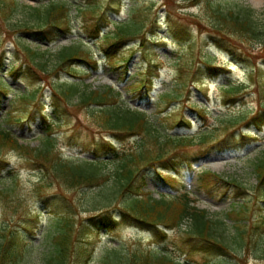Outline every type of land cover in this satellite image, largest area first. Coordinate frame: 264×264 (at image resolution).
Masks as SVG:
<instances>
[{
  "label": "rangeland",
  "instance_id": "obj_1",
  "mask_svg": "<svg viewBox=\"0 0 264 264\" xmlns=\"http://www.w3.org/2000/svg\"><path fill=\"white\" fill-rule=\"evenodd\" d=\"M17 1L19 5L29 7L48 2ZM52 1L69 2L72 16L71 33L55 42L47 43L35 34L27 39L19 33L21 26L33 23L24 9H18L10 18V22L15 23L14 27L9 26V20H0V76L5 86L0 88V126L19 141L35 147L50 133L54 149L60 156L76 162L102 160L105 162L103 169L110 175L116 166L114 155L135 148L136 137L101 130L91 118L89 108L78 104L76 96L62 99L49 88L50 85H63L66 81H75L85 90L115 88L123 95L122 102L127 108L146 113L163 124L171 136L194 137L204 127H216L219 118L241 110L250 112L256 109L252 88L242 92L241 97L229 100L221 85L247 84V74L251 69L257 65L264 69V41L259 44L257 40H238L233 35L224 39L212 37V24L216 21L213 19L214 10L226 13L238 6L250 8L256 21L261 23L264 0H260L258 7H254L252 0H114L113 3L112 0H92L90 3L96 4L106 18L98 22L102 33L95 38L90 37L89 29L93 25L89 19L84 22L74 13L75 7L83 0ZM129 22L141 27L139 36L104 51L111 40H105L103 36H111L118 27ZM16 37L27 40L29 48L38 55L27 57L19 52L14 42ZM70 46L87 52L96 62L94 68L72 62L77 79L66 72L55 71L59 63L57 53ZM45 50H48L47 55L42 57L40 53ZM29 58L42 60L45 73L37 66L25 65ZM207 62L221 68L220 74L212 76L205 69ZM9 67L16 68V71L8 72ZM181 80H185V88H180ZM170 91L177 101L164 97ZM197 108L206 109L208 115L205 119L196 112ZM176 118L186 119L190 127H177L174 124ZM239 133L246 138L240 139ZM227 134L219 129L215 138L205 145L195 142L188 161H178L168 172L145 170L142 173L146 185L144 192L148 193L146 197L155 200L160 197L169 200L180 193H188L194 206L205 210L208 219L217 223L214 226L215 237L245 236L242 250H231L226 256L196 251L192 255L193 262H189L180 249V239L185 236L183 231L187 229L188 222L170 230L160 227L165 232L162 235L124 221L116 228L100 233L89 264H104V255L110 250H129L138 246L165 251L182 264H264V227L252 229L259 222L264 225V196L256 190L253 166L264 153V125L250 126L235 133L237 141L228 147L215 144ZM204 151L206 154H202ZM0 159L3 167L0 169V188L12 182L17 192L16 195L0 194V229L2 226H14L22 215L27 214V210L35 215L37 230L23 246L18 264H41L51 249L52 235L60 216L67 212L68 206L70 215L77 214L79 222L96 214L84 212L82 193L84 198L86 193L97 191V187L67 189L53 180H42L37 167L30 165L14 150H0ZM206 173L236 184L208 182L201 185L198 177ZM40 185L45 187L41 193L37 191ZM120 201L119 196L116 205ZM234 209L244 211L241 214L244 219L228 217L227 213ZM112 214L120 219L117 210Z\"/></svg>",
  "mask_w": 264,
  "mask_h": 264
},
{
  "label": "trees",
  "instance_id": "obj_2",
  "mask_svg": "<svg viewBox=\"0 0 264 264\" xmlns=\"http://www.w3.org/2000/svg\"><path fill=\"white\" fill-rule=\"evenodd\" d=\"M90 1L92 0H83L82 4L74 6V13L76 16H80L84 22H88L86 19H89L93 25L89 29L90 37L95 38L101 32L98 22L104 21L106 18L102 11H99L97 5L91 4ZM111 2L113 3L114 0ZM68 4L69 2L49 0L45 5L29 7L19 5L17 0H0V20H9V26L14 27L15 23H11L10 18L18 9H24L23 11L31 16L33 23H29V26H21L22 29L19 33H22L27 39L31 34H35L41 36L45 42L51 43L71 33L72 16L71 7ZM254 17V12L244 6L230 9L226 13L216 9L213 12V19L216 21L212 24V37L224 39L233 35L238 40H257L261 44L264 41V18L260 23ZM140 31L141 27L132 22L118 27L115 32L111 33V36L103 37L105 40H111L104 51L116 48L124 40L137 38ZM26 41L22 37L14 38L19 52H23L27 57L37 56L38 52L30 49ZM228 43L232 44L231 41ZM108 48L109 50H106ZM40 54L44 57L47 55V51ZM57 56L59 63L55 71L66 72L73 79H76L77 73L72 70V62L84 63L92 68L96 64L87 52L79 50L76 46L61 48ZM1 59L0 55V61ZM24 64L28 67L37 66L40 71L45 73L42 60L29 58ZM205 69L212 76H217L222 71L221 68L208 62L205 63ZM14 71L16 68L13 67L8 70L11 73ZM247 79V84L227 83L221 85V90L227 99L235 100L238 96H242V92L252 88L256 109L250 112L241 110L219 118L216 127H204L194 137L169 135L167 129L160 122L157 123L144 112L127 108L122 102L123 95L112 87H108L105 91L85 90L73 81H66L65 84L58 87L50 85L49 87L56 96L62 98L76 96L78 104L89 108L88 112L91 118L101 130L110 131L115 135L136 137L135 148L114 155L113 158L116 160L114 159L113 162L116 163V166L111 175L105 172L102 167L105 162L101 160L76 162L60 156L54 149L50 133L41 139L39 145L31 147L29 144L20 142L10 131L0 126V150L8 149L19 152L30 165L37 167L42 174V180L45 178L53 180L67 189L97 187V191L86 193L84 198V193H82L84 212L93 211L96 214L79 222L76 219L77 214L73 217L70 215V206H68L67 212L60 216L58 227L52 235L51 249L41 264H89L98 244L100 233L104 230L110 231L124 221L152 229L155 233L162 235L164 232L159 227L175 229L188 222L187 229L183 231L185 236L180 239V249L189 262H193L192 255L196 251L217 256L228 255L231 250L235 249L242 250L245 246V236L215 237L216 227L214 226L217 223L208 219L205 210L195 207L187 193L176 195L169 200L164 197H160L158 200L146 197L148 193L143 192L145 178L142 173L145 170L169 169L178 161L188 160L192 152V145L195 142L205 145L215 138V133L219 129L228 132V134L216 141L215 144H218L219 147H228L232 143H236L235 133L250 126L261 127L264 124V69L258 65L255 66L248 72ZM2 86L0 76V87ZM185 86V80H181L180 88H185ZM164 97L172 102L177 101L171 91ZM196 112L204 119L208 115L205 108H197ZM174 124L179 128L190 127V122L184 118H176ZM239 135L240 139L246 138L242 133ZM202 154H206V151ZM1 161L0 159V169L2 170ZM253 166L257 178L256 190L264 196V153L254 161ZM198 181L201 185L208 182L236 184L234 181L230 183L224 178L210 173L198 177ZM110 182H112L111 186ZM13 186L11 182L5 188H0V194L16 195L17 192ZM44 189V185L37 187L39 193ZM119 196L121 201L119 205H116ZM114 210L119 212L121 220H117L112 214ZM243 212L234 209L227 215L230 218L244 219L241 216ZM33 218L36 216H32L31 212L27 210V214L22 215L14 226L1 227L0 264H18L22 257L23 246H26L29 236H34L37 230L38 222ZM258 227L263 228V222L253 225L252 229H258ZM104 264H182V262L165 251L144 249L138 246L129 250L123 248L110 250L104 255Z\"/></svg>",
  "mask_w": 264,
  "mask_h": 264
},
{
  "label": "bare ground",
  "instance_id": "obj_3",
  "mask_svg": "<svg viewBox=\"0 0 264 264\" xmlns=\"http://www.w3.org/2000/svg\"><path fill=\"white\" fill-rule=\"evenodd\" d=\"M254 7H258L260 4V0H252Z\"/></svg>",
  "mask_w": 264,
  "mask_h": 264
}]
</instances>
